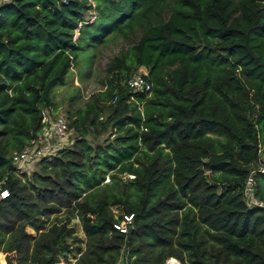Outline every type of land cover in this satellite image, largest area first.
Wrapping results in <instances>:
<instances>
[{
	"label": "trees",
	"instance_id": "16d2710c",
	"mask_svg": "<svg viewBox=\"0 0 264 264\" xmlns=\"http://www.w3.org/2000/svg\"><path fill=\"white\" fill-rule=\"evenodd\" d=\"M118 35L102 86L64 110L70 143L16 170L52 87ZM138 66L146 90L124 82ZM259 152L264 0H0V264H264V207L242 193Z\"/></svg>",
	"mask_w": 264,
	"mask_h": 264
},
{
	"label": "rangeland",
	"instance_id": "374dc122",
	"mask_svg": "<svg viewBox=\"0 0 264 264\" xmlns=\"http://www.w3.org/2000/svg\"><path fill=\"white\" fill-rule=\"evenodd\" d=\"M124 45V40L120 35L111 38H108L105 41L98 42L93 46H86L84 50H80L78 56L70 67L68 73L65 76V81L61 84H55L52 87V99L56 103V110L54 113H50L53 115L55 113L64 114V110L67 106H75L81 104V102L85 99L87 93L91 90H95L102 86L103 79V68L105 61L108 57L117 51L120 46ZM144 70L143 66H138L136 71ZM78 88V94L71 101L68 100L69 95H72L76 92L75 88ZM64 116V115H63ZM107 130H103L102 133L98 136L93 137L92 135L89 138L92 139H101ZM102 135V136H101ZM72 139L71 131L68 132L67 140L65 143H69ZM36 166V162L28 163L23 168L25 171L32 169ZM107 176L104 177L103 180H106ZM71 222L74 225L75 232L83 237V232L80 228L79 221L76 217L71 218ZM27 230H31L29 227H26ZM77 255L76 250H72L67 253L65 257H59V264H73V260ZM173 256H167L163 264L166 263L167 259ZM176 264H179L178 260L173 257Z\"/></svg>",
	"mask_w": 264,
	"mask_h": 264
},
{
	"label": "built area",
	"instance_id": "2783aa9c",
	"mask_svg": "<svg viewBox=\"0 0 264 264\" xmlns=\"http://www.w3.org/2000/svg\"><path fill=\"white\" fill-rule=\"evenodd\" d=\"M93 14H90L92 18ZM144 70L129 73L125 79V84L131 90H146L149 87L148 81L143 77ZM54 113V111H52ZM42 124L35 135L31 136L28 141L18 149H13L10 153L11 162L16 170H25L23 167L28 163L36 162L41 157L48 158L60 147L66 146L68 132L70 127L64 116L60 113L49 114L47 109L42 111ZM70 143V142H69ZM260 153V152H259ZM264 170V153H260L257 164L251 168L243 179L242 193L247 202L250 204L264 207V198L254 193V172ZM6 194L5 189L0 190V196ZM130 214H123V218L114 226L123 231L126 228L125 223L129 221Z\"/></svg>",
	"mask_w": 264,
	"mask_h": 264
},
{
	"label": "bare ground",
	"instance_id": "6f19581e",
	"mask_svg": "<svg viewBox=\"0 0 264 264\" xmlns=\"http://www.w3.org/2000/svg\"><path fill=\"white\" fill-rule=\"evenodd\" d=\"M165 264H176V262L173 260H168Z\"/></svg>",
	"mask_w": 264,
	"mask_h": 264
},
{
	"label": "crops",
	"instance_id": "0c3cea01",
	"mask_svg": "<svg viewBox=\"0 0 264 264\" xmlns=\"http://www.w3.org/2000/svg\"><path fill=\"white\" fill-rule=\"evenodd\" d=\"M170 258V257H169Z\"/></svg>",
	"mask_w": 264,
	"mask_h": 264
}]
</instances>
